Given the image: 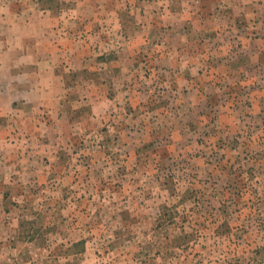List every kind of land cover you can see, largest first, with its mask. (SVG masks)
<instances>
[{
	"label": "rangeland",
	"instance_id": "374dc122",
	"mask_svg": "<svg viewBox=\"0 0 264 264\" xmlns=\"http://www.w3.org/2000/svg\"><path fill=\"white\" fill-rule=\"evenodd\" d=\"M7 1L0 91L25 99L0 103V264H264V0H174L176 13L204 16L176 15L144 38L125 5L23 0L27 15L83 42L80 65L52 70L60 51L44 39L41 64L21 71L3 65L34 45L8 30ZM116 10L115 29L99 23ZM48 92L64 98L55 177L38 150V128L54 120Z\"/></svg>",
	"mask_w": 264,
	"mask_h": 264
},
{
	"label": "crops",
	"instance_id": "0c3cea01",
	"mask_svg": "<svg viewBox=\"0 0 264 264\" xmlns=\"http://www.w3.org/2000/svg\"><path fill=\"white\" fill-rule=\"evenodd\" d=\"M104 1H106V0H100L101 7L103 6L102 2H104ZM109 1L110 0H108L107 5H112L114 3L115 7L118 9H121L122 6L125 5L126 8L131 10V15H129L128 18H131L129 20V22H132L135 25L134 35L138 36V33L141 32L143 35V38L146 37V35H147L146 31L147 30H151L156 26H161V25L166 26L167 22H170L174 19L176 21H178L179 16L176 17V15H181L182 19H184L186 23L188 21H190V19H195V17H197V16H198V18H201L202 15L204 16V12H203V14H200L201 10H199V11L193 10L191 13L190 12L191 8H189V10L186 8H180L181 12L182 11L183 12L180 13V11L178 10L177 11L178 13H176L174 11V8H173L174 6H176V2L174 0H119V1H111V2H109ZM7 3H8V5H6L7 8H9V9L13 8L14 9V7H15L17 9V12L15 14L12 13L10 16L3 18V21H7V23H13L14 22V27L13 28L8 27V30L9 31L14 30L16 27H19V30H21V28H23L24 29L23 32H21V31L17 32L20 35V36H17V38L20 39V41L23 38V41L25 43H26V41H29L30 44H32L34 46L28 47L26 44L21 45V43H20L18 46L14 47V43L16 40L13 37H9L8 42L10 43V45L12 44V41L14 42L13 45H11V49H13V47H14V51H15L14 55L16 58H15L14 64L9 63L10 66L8 68L6 65H3V70L13 69V68L16 69L17 68L18 70L21 71L22 69L24 70V68L27 67L28 62L33 63L34 65H40L42 60H41V56H40V52H41L40 49L41 48H39V46H41V47L43 46L44 39H49L50 40L49 46H52V47H48V46L44 45V48H46V50L48 52L53 53V51H54V53L57 54V50L60 51L59 62H55V60L53 58L51 59L52 70L57 69V67L60 64L66 63V65H70V62H74V61L77 65H80V61L76 60V58L73 57L75 54V51H76L73 47H74V45L75 46L79 45V42H83L81 39H78V37L75 38L74 45H73V42L70 40L73 36L72 33L70 31H65L62 33L61 30L54 31L53 27L55 26V24L53 23V21L48 20L47 15H42V16H39L36 18L33 17L34 15H32V16L27 15V12L24 9L25 8L24 5H26V4L23 0L22 1H13V0L10 1V0H8ZM118 5H120V6H118ZM182 5L186 6L185 0L182 2ZM188 14L190 16H186ZM192 15H194V16H192ZM121 16L122 15L120 14V10H116L115 15L112 17V20L105 19L104 17L103 18L98 17V21L101 24H103V23L106 24V23H108V21H114L112 26L114 25V29H115L117 22H120V24H121L120 20H123V18ZM119 18H121V19H119ZM15 22H17V23H15ZM67 22L69 23V21H67ZM91 23H92L91 20H89L88 24H91ZM190 23L195 24V21L191 20ZM30 26H33V27H30ZM38 27H40V30H38V31H30L29 30V29L38 28ZM61 28L64 30L66 27H61ZM49 29H51L52 31L48 32ZM105 29H107V28H105ZM137 29H138V31H137ZM86 35H88V33H86ZM91 35H93V34H90L88 36L91 37ZM120 35L128 36L130 34L126 35V32H124L122 30L120 32ZM49 36H50V38H49ZM5 39H7V37ZM63 42H66L67 44L66 45L64 44L65 46H63V48H60V45H63ZM83 48H85L84 45H83ZM101 49H102V46H101ZM124 50H125L124 48H120V49H118V53L121 55L123 53L122 51H124ZM27 51H29V55H34L33 60H28ZM177 51L179 53L183 52V50H181V48H177ZM125 52H126V50H125ZM163 54H164V51L162 52V55ZM83 62H82V64H83ZM1 80L2 79H0V81ZM20 80H21V78H20ZM9 83H10L9 84L10 86L20 85V83H18V82L14 83V84H12L11 82H9ZM22 83H24V82H22ZM43 85L44 84L42 81H36L34 84H32V86L34 88H36V87L40 88ZM4 86H7V85L4 84ZM44 88L45 87H43L40 90L43 91ZM44 92H46V91L44 90ZM47 94H51L50 100H51V103H52V106L54 109H52V110L49 109V113L53 114V116H51V119H54V120H52L51 122H48L50 124L49 127L41 126L40 128H38V132H39L38 133V137H39V141H38L39 142V145H38L39 148H38V150L39 149H41L43 151L49 150V152L51 154V157H50L51 163L49 166H44V167L46 169L48 167L51 168V175H52L51 177H53V176L55 177V174H54L55 172H54L53 168L56 169L61 164L59 162V159H61L62 156L60 157L58 155V153H59V149L60 148L62 149V147H61L60 143L55 142L56 136H58L60 132L58 131V129H56L54 127V124L56 122L59 123V121H60L61 114L58 113V111L62 110V107L60 108V105H61V102H63L64 98L60 99L59 95L53 96L51 92H48ZM6 97H8V98L11 97L10 103H12L13 105H15L16 102L24 104L25 98L24 97L22 98L20 91L16 95H13V94H6V92L3 89V91H0V103H3L6 100ZM8 111L11 113L13 111H16V113H18L19 111L22 112V110L15 109V108H13V110H8ZM40 111L43 112L42 109H40ZM55 112H56V114H55ZM4 114L9 115L7 111H4V113H2L0 111V115H4ZM49 115L50 114H48V116ZM45 118L46 117L43 116L42 119H45ZM51 126H53V127H51ZM47 135H49L50 139L53 140L52 143L46 142V140L49 139V137H47ZM40 139H42V141ZM33 159H35V158H33ZM40 159H42V158H38L37 161L34 160L33 164L35 165L37 163V165H39V166L42 165V163L40 162ZM3 162H4V160H1L0 169H2V170L0 171V173L5 172L4 169L7 167V165H5ZM48 163L49 162L46 161V164H48ZM0 180H3L4 182L8 181V180L5 181V176H2V179H0ZM0 208H1V206H0Z\"/></svg>",
	"mask_w": 264,
	"mask_h": 264
}]
</instances>
